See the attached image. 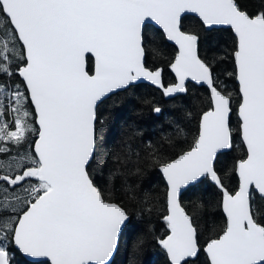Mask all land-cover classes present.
<instances>
[{
    "label": "snow or ice",
    "instance_id": "6c2138e0",
    "mask_svg": "<svg viewBox=\"0 0 264 264\" xmlns=\"http://www.w3.org/2000/svg\"><path fill=\"white\" fill-rule=\"evenodd\" d=\"M189 13L198 18L193 29L184 24ZM147 21L162 35L149 34ZM221 27L235 37L230 75L246 150L229 170L239 180L232 190L217 161L233 147V92L217 86L213 62L199 53L200 31ZM158 38L175 46L168 87L161 69L147 65ZM188 80L206 85L208 96L187 148L175 149L183 131L176 125L148 143L134 146L130 136L110 155L102 150L106 98L148 82L174 99L187 94ZM0 156L8 157L0 159V264H15L17 253L36 258L31 264H112L133 203L142 216L159 213L166 231L156 243L168 264H195L198 225L179 197L203 180L219 189L226 217L205 241L206 264H264V213L252 204L253 188L264 203V8L252 14L239 0H0ZM145 168L163 175L159 200L140 198L129 181ZM90 169L107 170V187Z\"/></svg>",
    "mask_w": 264,
    "mask_h": 264
},
{
    "label": "trees",
    "instance_id": "16d2710c",
    "mask_svg": "<svg viewBox=\"0 0 264 264\" xmlns=\"http://www.w3.org/2000/svg\"><path fill=\"white\" fill-rule=\"evenodd\" d=\"M249 13H256L264 8V0H239ZM198 19L194 16H186L184 24L186 29L196 27ZM149 34L162 32L152 25H145ZM235 37L229 28H219L215 31H200L199 53L202 58L213 62V73L216 84L220 89H227L233 92V113L231 116V126L233 128V147L221 156L217 161V170L224 185L232 190L238 186L237 177L229 170L234 161L245 155V149L238 134L239 121L236 117V101L239 99L238 87L235 77L230 75L234 72V62L231 55L234 47ZM158 52L151 51L147 57V65L151 69H162V82L165 85L174 82V78L168 71L169 60L174 57L175 48L166 41L163 43L157 40ZM187 94L176 96L174 99L165 100L161 91L145 84H138L126 91H121L117 95L107 98L98 109L100 120L104 121L101 126L104 139L102 150L111 154L113 149H119L121 143L132 137L131 143L135 146L141 141L148 143L149 140H156L162 133L177 131L176 125L182 129V133L174 138L173 144L176 151L187 148L193 137L198 133V119L201 108H205L208 96L207 89L197 87L192 84L187 86ZM150 99L154 104H158L162 111L155 115L150 104H144L143 99ZM133 133L139 135L132 136ZM13 155L16 150H13ZM0 159L7 161L8 157L0 156ZM93 171L97 181H105L107 187V170L101 175L99 171ZM129 181L136 188L140 198L149 196L153 201L164 197L166 186L158 169L145 168L142 174L129 177ZM116 196L121 195L120 181H115ZM252 201L254 210L264 213V203L259 197ZM221 193L217 187L210 184L208 180H203L193 190L185 191L180 202L189 214L194 215L198 225L201 252L196 258L195 264H206V256L202 249L205 241L219 233L225 225V219L221 212L219 201ZM129 222L120 235L119 247L112 259V264H168L167 257L163 249L156 243V238L163 235L166 228L159 213H154L151 217L139 214L136 204H128ZM264 219V216L260 217ZM143 239V245L134 250V242ZM15 264H31L20 254H16Z\"/></svg>",
    "mask_w": 264,
    "mask_h": 264
},
{
    "label": "water",
    "instance_id": "95a60500",
    "mask_svg": "<svg viewBox=\"0 0 264 264\" xmlns=\"http://www.w3.org/2000/svg\"><path fill=\"white\" fill-rule=\"evenodd\" d=\"M194 16V14H191V13H189V14H186V16ZM195 17V16H194ZM197 18V17H196ZM198 19V18H197ZM146 25H152V26H154L155 28H157V29H159L161 32H162V30L159 28V26L158 25H156L155 24V22H153V21H147L146 22ZM221 28H225V27H221ZM231 30V29H230ZM233 33V32H232ZM233 36H234V33H233ZM167 42V41H166ZM168 44H170V45H172L170 42H167ZM174 48H175V46L174 45H172ZM233 62H234V59H233ZM234 67H235V64H234ZM159 69H161V68H159ZM168 71H169V73L172 75V77L174 78V82H175V74L171 71V69H170V67L168 66ZM92 74H94V71H93V73ZM161 80H162V69H161ZM163 83V82H162ZM235 83H236V85H237V87H238V93H239V85H238V82L236 81V79H235ZM139 84H145V85H148V86H150V87H153V88H155V89H157V90H159L158 88H156V86H154V85H151V84H149L148 82H140ZM172 84V83H171ZM188 84H192V85H194V86H197V87H203V88H205V89H207V86L205 85V86H201V85H197L194 81H191V80H188V81H186V86L188 85ZM170 84H168V85H165V87H168ZM160 91V90H159ZM207 91H208V89H207ZM121 92V91H120ZM181 95H185V94H178L177 96H181ZM112 96V95H111ZM110 97V96H109ZM108 97V98H109ZM107 99V98H106ZM105 99V100H106ZM165 100H167V99H169V98H164ZM238 107V106H237ZM154 114L155 115H158L157 113H155L154 112ZM236 117H237V119H238V121H239V118H238V116L236 115ZM240 137V136H239ZM240 140H241V138H240ZM241 143H242V140H241ZM243 144V143H242ZM230 151V150H229ZM229 151H227L226 153H228ZM246 151V150H245ZM159 171V170H158ZM160 173V172H159ZM160 175H161V177H162V179H163V181H164V183H165V186H166V182H165V180H164V178H163V175L160 173ZM237 177V176H236ZM237 180H238V177H237ZM210 184H212V185H214L212 182H210V181H208ZM238 183H239V180H238ZM215 186V185H214ZM216 187V186H215ZM238 187V186H237ZM253 193H255V190H254V188H253ZM184 193V192H183ZM257 196H258V194L257 193H255ZM181 197V196H180ZM180 197H179V199H180ZM221 212H222V215H223V217H224V219H225V223H226V217H225V214H224V212H223V209H222V206H221ZM164 251V250H163ZM202 251H203V249H202ZM116 253V252H115ZM115 253H114V255H115ZM165 253V252H164ZM203 253H204V251H203ZM26 261H29V262H31L32 260H34V259H36V258H29V257H25V256H23L22 254H20ZM165 255H166V253H165ZM204 255L206 256V254L204 253ZM167 257V256H166ZM113 259V258H112Z\"/></svg>",
    "mask_w": 264,
    "mask_h": 264
},
{
    "label": "rangeland",
    "instance_id": "374dc122",
    "mask_svg": "<svg viewBox=\"0 0 264 264\" xmlns=\"http://www.w3.org/2000/svg\"><path fill=\"white\" fill-rule=\"evenodd\" d=\"M7 118V117H6Z\"/></svg>",
    "mask_w": 264,
    "mask_h": 264
}]
</instances>
